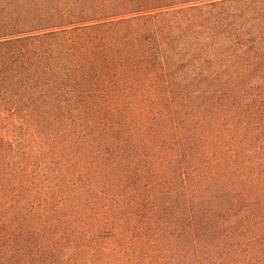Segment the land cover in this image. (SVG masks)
I'll list each match as a JSON object with an SVG mask.
<instances>
[{
	"label": "trees",
	"instance_id": "trees-1",
	"mask_svg": "<svg viewBox=\"0 0 264 264\" xmlns=\"http://www.w3.org/2000/svg\"><path fill=\"white\" fill-rule=\"evenodd\" d=\"M0 264H264V0H0Z\"/></svg>",
	"mask_w": 264,
	"mask_h": 264
}]
</instances>
